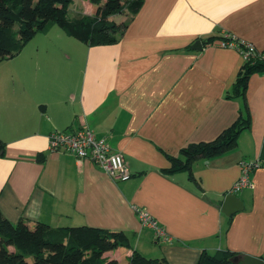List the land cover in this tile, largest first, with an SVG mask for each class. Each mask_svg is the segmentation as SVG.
Masks as SVG:
<instances>
[{"label": "crops", "instance_id": "obj_1", "mask_svg": "<svg viewBox=\"0 0 264 264\" xmlns=\"http://www.w3.org/2000/svg\"><path fill=\"white\" fill-rule=\"evenodd\" d=\"M72 7L91 14L89 0ZM114 18L126 27L113 44L90 46L54 25L0 64L2 214L13 223L123 231L129 244L105 254L120 261L134 250L170 264H197L217 250L264 259V72L236 93L244 60L220 45L232 34L264 52V0H144L135 15ZM247 116L237 146L197 159L193 177L164 171L188 144L214 140ZM80 127L122 153L131 177L49 148L53 130ZM242 161L258 166L252 186L237 193L244 209L227 216L222 203ZM137 209L170 239L143 226Z\"/></svg>", "mask_w": 264, "mask_h": 264}, {"label": "trees", "instance_id": "obj_2", "mask_svg": "<svg viewBox=\"0 0 264 264\" xmlns=\"http://www.w3.org/2000/svg\"><path fill=\"white\" fill-rule=\"evenodd\" d=\"M89 1L91 14L72 16L69 7L75 0H0V61L16 56L37 33H47L54 25L90 46L113 44L126 27L114 16L135 15L144 4V0ZM255 72H264V59L244 62L234 91L244 93ZM249 126V116L240 117L214 140L188 144L180 156L169 157L171 167L164 171H186L193 177L192 165L197 159L235 148L239 134ZM5 146L0 138V155ZM128 244L129 237L123 231L87 225L53 227L43 222L30 225L24 219L13 223L0 210V264H170L164 257L149 258L137 250L125 261L105 255ZM237 255L225 250L203 251L197 264H243L234 261Z\"/></svg>", "mask_w": 264, "mask_h": 264}, {"label": "built area", "instance_id": "obj_3", "mask_svg": "<svg viewBox=\"0 0 264 264\" xmlns=\"http://www.w3.org/2000/svg\"><path fill=\"white\" fill-rule=\"evenodd\" d=\"M220 45L237 49L244 62L256 58L264 59V52H260L254 44L232 34H225L220 40ZM49 148L53 151L72 153L79 160H90L115 179L126 180L131 177L122 153L114 151L105 138L97 137L88 127L53 130L49 134ZM257 166L256 162H241V174L232 188V193L237 194L242 189L252 186V172ZM137 211L143 226L154 229L158 238L163 237L167 241L170 239L165 230L148 212L141 209Z\"/></svg>", "mask_w": 264, "mask_h": 264}, {"label": "water", "instance_id": "obj_4", "mask_svg": "<svg viewBox=\"0 0 264 264\" xmlns=\"http://www.w3.org/2000/svg\"><path fill=\"white\" fill-rule=\"evenodd\" d=\"M192 47L201 50L203 47L202 42L197 40ZM221 209L224 214L231 216L244 209V202L236 193H229L225 196ZM234 261L242 262L243 264H264L263 258L250 254H245L243 256L237 255L235 256Z\"/></svg>", "mask_w": 264, "mask_h": 264}, {"label": "rangeland", "instance_id": "obj_5", "mask_svg": "<svg viewBox=\"0 0 264 264\" xmlns=\"http://www.w3.org/2000/svg\"><path fill=\"white\" fill-rule=\"evenodd\" d=\"M77 13V9L76 8H74V7H72L71 8V12H70V14L73 16V15H77L76 14ZM116 20H118V19H116ZM56 26H58V25H56ZM59 27V26H58ZM33 39V40H32ZM30 41H28V43L24 46V48L26 47V48H30V46H31V44L33 43V42H35L34 40H36L37 41V38H32ZM23 48V49H24ZM22 49V50H23ZM17 56V55H16ZM12 58H14V57H12ZM11 58V59H12ZM11 59L10 58H7V59H4V60H1L0 61V64H1V67H4L5 66V68H7V66H8V64H9V62H11ZM28 260H30V261H32L33 259L30 257V258H28Z\"/></svg>", "mask_w": 264, "mask_h": 264}]
</instances>
